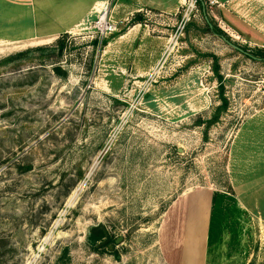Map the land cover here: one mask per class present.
Returning a JSON list of instances; mask_svg holds the SVG:
<instances>
[{
	"label": "rangeland",
	"instance_id": "1",
	"mask_svg": "<svg viewBox=\"0 0 264 264\" xmlns=\"http://www.w3.org/2000/svg\"><path fill=\"white\" fill-rule=\"evenodd\" d=\"M118 2L113 33L93 13L0 44V264H172L175 202L249 191L264 264V0ZM191 222L174 245L194 246L196 222L207 235L205 212ZM216 238L208 264H233L236 238Z\"/></svg>",
	"mask_w": 264,
	"mask_h": 264
},
{
	"label": "crops",
	"instance_id": "2",
	"mask_svg": "<svg viewBox=\"0 0 264 264\" xmlns=\"http://www.w3.org/2000/svg\"><path fill=\"white\" fill-rule=\"evenodd\" d=\"M162 1L119 0L118 3H122L124 12H128L136 10L132 3H161ZM217 1L226 14H229L230 3L235 2V0ZM178 2L179 0H170V3ZM106 3L107 0H0V44L11 45L37 41L44 43L56 40L80 27L90 14L94 13L101 16L108 9ZM229 18L233 19L232 17ZM53 24L57 25L58 28L51 30L49 26ZM251 193L250 191L246 194L243 193L241 200L236 195L227 193H208L206 197L192 196L189 199L175 202V207L171 209L172 216L179 217L182 215L186 217V220L184 219L185 222L181 225V229L180 226L175 227L173 230L175 233L169 240L170 243L165 246V253L170 257L171 263L208 264L207 257L209 254L207 252L210 250L209 244H211L213 234L222 243L221 239L224 234L230 233L237 242V245L234 246L235 250L232 252V263L249 264L253 256L251 243L253 215L245 198ZM191 200L194 203L192 209H190ZM196 205L197 207H195ZM204 212L207 235L203 234L204 225L196 222L194 246L174 245L175 241L177 243V235L181 234L182 237V234L190 230L188 226H192L193 217L197 221L199 215L201 220ZM175 220L177 218H172L170 224H175ZM189 222L191 223L189 224ZM204 236L206 241L203 242ZM181 237L179 235V238ZM244 238L247 239L246 242L242 240ZM223 246L226 247V245ZM226 261L221 260L220 264H229Z\"/></svg>",
	"mask_w": 264,
	"mask_h": 264
},
{
	"label": "built area",
	"instance_id": "3",
	"mask_svg": "<svg viewBox=\"0 0 264 264\" xmlns=\"http://www.w3.org/2000/svg\"><path fill=\"white\" fill-rule=\"evenodd\" d=\"M207 4L214 6L216 4H218L217 0H205ZM198 2H202V0H191V3H198ZM107 15V14H106ZM107 20L102 22V18L99 19L98 23H96V29L105 32V33H113L116 29L115 26L113 25V23H111L110 21H108V18H106Z\"/></svg>",
	"mask_w": 264,
	"mask_h": 264
},
{
	"label": "trees",
	"instance_id": "4",
	"mask_svg": "<svg viewBox=\"0 0 264 264\" xmlns=\"http://www.w3.org/2000/svg\"><path fill=\"white\" fill-rule=\"evenodd\" d=\"M101 238H103L102 231H95L92 230L91 233L88 236V241L91 242L93 245L96 244ZM252 264V263H249Z\"/></svg>",
	"mask_w": 264,
	"mask_h": 264
},
{
	"label": "water",
	"instance_id": "5",
	"mask_svg": "<svg viewBox=\"0 0 264 264\" xmlns=\"http://www.w3.org/2000/svg\"><path fill=\"white\" fill-rule=\"evenodd\" d=\"M222 40H223L224 42H226V43H227L231 48H233L234 50L239 51L240 53L245 54L240 48H238L237 46L231 44V43H230L229 41H227L224 37H222ZM107 243H108V241H105V242L101 243L100 245H98L97 248H101L102 246H104V245L107 244Z\"/></svg>",
	"mask_w": 264,
	"mask_h": 264
},
{
	"label": "bare ground",
	"instance_id": "6",
	"mask_svg": "<svg viewBox=\"0 0 264 264\" xmlns=\"http://www.w3.org/2000/svg\"><path fill=\"white\" fill-rule=\"evenodd\" d=\"M106 14H107V11H105V12L100 16V18H102V22H104V21L107 20V19H106V18H107V15H106ZM235 38H236V39H239L238 37H235ZM231 203H232V202H231ZM231 203H230V204H231Z\"/></svg>",
	"mask_w": 264,
	"mask_h": 264
}]
</instances>
